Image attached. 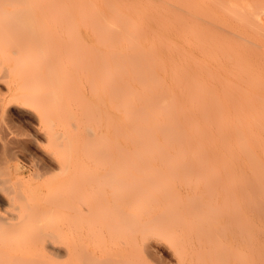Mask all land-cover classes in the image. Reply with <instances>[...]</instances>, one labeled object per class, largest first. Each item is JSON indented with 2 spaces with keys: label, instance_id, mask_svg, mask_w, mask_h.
Here are the masks:
<instances>
[{
  "label": "rangeland",
  "instance_id": "1",
  "mask_svg": "<svg viewBox=\"0 0 264 264\" xmlns=\"http://www.w3.org/2000/svg\"><path fill=\"white\" fill-rule=\"evenodd\" d=\"M101 21L105 38L125 34L116 48L176 47L181 59L189 51L182 64L200 82L223 92L255 81L262 95L264 0H0V264H237V208L221 165H114L130 161L117 149L123 110L89 57L94 45L110 46L97 41ZM133 34L137 42H125ZM121 181L129 192L113 189ZM133 182L135 204L151 209L155 228L135 235L114 220L106 229L102 186L109 200L130 193L131 209Z\"/></svg>",
  "mask_w": 264,
  "mask_h": 264
},
{
  "label": "bare ground",
  "instance_id": "2",
  "mask_svg": "<svg viewBox=\"0 0 264 264\" xmlns=\"http://www.w3.org/2000/svg\"><path fill=\"white\" fill-rule=\"evenodd\" d=\"M107 7L109 9L112 6ZM98 8L102 10L104 7L98 6ZM112 22L115 21L112 20ZM105 26L101 21L100 27L98 26V30L103 28L99 32L101 35L105 30L107 31L108 24ZM118 26L123 28V26ZM110 33L111 37L108 36V38L100 34L101 38L97 37L100 38L98 42L102 41L100 45L102 43L106 46L110 45L108 48L100 47L96 50L99 46L94 45V49L91 50L95 53L88 50L91 55L93 54V57L89 54L90 60L94 59V62L91 60L94 63L92 66L95 67L93 74H97L103 85L112 86L110 88L112 90L109 88L108 90L115 96L112 98L118 100L123 110L121 115L123 125L121 122L118 123L120 126H118L120 128L118 131L123 133L125 144L120 146L121 143H119L117 149H121V153L126 154L125 159L127 158L130 162L119 161L114 165L117 167L123 164L126 168L130 164L128 167L136 171L147 169V166L145 168L143 165L154 163L151 162L153 160H157L160 164L166 159H177L178 164H186L182 161L193 160L197 163L221 165L217 169L223 170L227 185L226 193H228L227 196L229 195L227 198L231 196L230 201L234 206L236 204L237 208L236 214H231L233 217L230 231L236 239V263L264 264V88L261 91L262 95L256 96L259 85L254 81L239 88L235 85L225 87L223 92L221 89L219 93L213 84L200 82L202 79L197 70L195 71L189 64H182L184 63L182 59L187 60L184 55L190 56L189 51L185 52L181 59L179 53L182 54V50L180 52V49L176 47L175 50L171 48L167 49L168 51L158 50L159 47L150 49L151 46L146 50L145 47L138 49L139 47L134 46L131 47L135 49L131 47L127 49L128 43H125V48H116L117 43L120 45L118 37L124 40L122 36L125 34L122 33L120 37V35ZM105 34L107 35L106 32ZM114 34L119 41L115 39V44L111 40ZM132 39H135V35L134 38L125 39V42L128 40L131 44ZM134 41L137 42L136 39ZM140 43L136 45L134 42L135 46L141 45ZM191 60L195 62V59L191 58ZM193 67L196 68L195 65ZM254 84L258 86L257 89L253 86ZM236 93L239 95L233 96ZM114 106L116 109L119 107L118 104ZM120 133L119 136L122 135ZM72 163L74 165L70 164L76 165L75 167L81 164L89 167L90 162ZM82 168L83 166L81 170ZM136 176L132 177L135 183L139 181V177ZM134 182L131 183L132 186L137 185ZM123 184L124 181H121L120 186ZM120 186L117 183V186L113 185V189L115 190L116 187L125 189V185ZM102 187L105 193H102L103 196L100 195L99 199L102 196L105 198L103 201H106V204L103 203L105 206L108 205L107 208L101 206L102 211H99L98 207V211L106 229L114 220L116 223L121 220L120 223L123 226H129V230L132 228L131 233L135 235L138 230L152 231L151 228H155L157 217L152 214L151 209H146V206L141 208L135 204L137 196L140 195L138 193L140 191L136 190V187L139 189L138 186L131 187L133 188L130 195L131 209L128 196L130 193L125 195L123 190L122 194L120 193L121 195L117 197L120 191L112 192L116 199L113 198L114 195H110L113 197L109 200L106 194L108 191L106 192L105 186ZM127 188L125 191L129 192ZM112 199L115 203L117 202L116 204L119 203V206L112 205L114 204ZM109 201L112 202L111 205ZM98 202L104 205L102 199ZM89 204L91 203L88 202L86 205L90 206ZM107 237L110 236H105ZM42 243L45 244V242ZM103 243L109 244L108 241ZM171 244L176 245V242H171ZM175 245L174 250L177 246Z\"/></svg>",
  "mask_w": 264,
  "mask_h": 264
}]
</instances>
